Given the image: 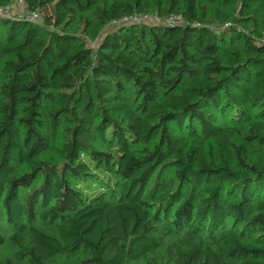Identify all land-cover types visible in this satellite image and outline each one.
<instances>
[{"label":"trees","instance_id":"obj_1","mask_svg":"<svg viewBox=\"0 0 264 264\" xmlns=\"http://www.w3.org/2000/svg\"><path fill=\"white\" fill-rule=\"evenodd\" d=\"M25 1L41 23L0 16V264H264V0ZM136 13L185 23L113 24Z\"/></svg>","mask_w":264,"mask_h":264},{"label":"built area","instance_id":"obj_2","mask_svg":"<svg viewBox=\"0 0 264 264\" xmlns=\"http://www.w3.org/2000/svg\"><path fill=\"white\" fill-rule=\"evenodd\" d=\"M14 4L22 6V9L24 11L23 15L18 16L17 14H14L12 12V7H11L12 4H11L6 7L0 8V16L12 18V19L17 18V17H24L27 20L36 22V23H39L42 21V10L40 8H37V9L29 8V5L25 0H15L13 5ZM117 23H123V24L164 23V24H169V25H178V24H184L185 20L182 18V16L177 15V14H172L166 18H161L159 17V15L153 14V13H136L131 16H125L121 18L120 20L113 22V24H117ZM227 25L228 24H226L225 26ZM261 43H264V38L261 40Z\"/></svg>","mask_w":264,"mask_h":264},{"label":"rangeland","instance_id":"obj_3","mask_svg":"<svg viewBox=\"0 0 264 264\" xmlns=\"http://www.w3.org/2000/svg\"><path fill=\"white\" fill-rule=\"evenodd\" d=\"M11 7H12V12L14 13V14H17L18 16H21V15H23V13H24V11H23V9H22V6L21 5H11ZM42 22V21H41ZM41 22H39V23H41ZM4 252V251H3ZM4 253H7V252H4Z\"/></svg>","mask_w":264,"mask_h":264}]
</instances>
